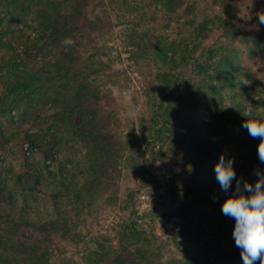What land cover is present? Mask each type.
<instances>
[{
    "label": "rangeland",
    "instance_id": "374dc122",
    "mask_svg": "<svg viewBox=\"0 0 264 264\" xmlns=\"http://www.w3.org/2000/svg\"><path fill=\"white\" fill-rule=\"evenodd\" d=\"M74 4L64 0L66 9ZM82 4L69 25L74 41L69 47L79 66L88 59L101 61V71L90 81L107 116L113 155L95 150L98 166H91L94 143L74 134L63 121L65 106L54 100L59 89L66 93L65 81L57 78L53 84L49 75L36 72L59 56L63 43L39 36L30 10L25 14L12 0H0V173L5 177L13 168L7 187L20 192V175L28 194L24 202L22 195L11 200V191H2L0 215L13 231L0 226L7 243L0 242V261L10 257L3 264H33L32 248L38 247L39 264H98L103 246L115 249L103 264H121L116 255L127 257L125 264H189L193 253L210 261L196 264H243L232 236L235 220L221 211L235 181L223 192L214 168L224 153L234 158L237 178L244 181L255 183L256 170H264L260 141L244 131L241 115L250 110L264 117V24H258L264 0ZM27 47L31 74L21 61ZM173 55L181 56L178 66L184 71H193L196 113L186 100L184 109L167 115L175 84H163L162 75L177 68L162 59ZM225 61L247 85L226 75ZM225 116L224 132L205 130L206 124L225 123ZM233 119L235 132L229 128ZM234 135L239 137L231 139ZM48 154L54 155L51 162ZM32 159L47 160L55 176L45 170L39 176Z\"/></svg>",
    "mask_w": 264,
    "mask_h": 264
},
{
    "label": "trees",
    "instance_id": "16d2710c",
    "mask_svg": "<svg viewBox=\"0 0 264 264\" xmlns=\"http://www.w3.org/2000/svg\"><path fill=\"white\" fill-rule=\"evenodd\" d=\"M13 1V7L15 9L20 8L22 12L25 14L28 10H30L31 14H33L34 21L37 23V26L39 27V36H47V39L49 41L54 43H63L62 49L59 53V56L56 57L54 61H48L45 64L41 65L39 69H36L37 73H45L49 75L48 82L55 81L57 78L65 81V85H62L63 89L65 90V94H63L62 90L59 89V91L56 93V98L54 100L57 103H61L59 106L66 108V119L63 120L66 122V124L74 129V134L77 136H80L81 138L89 140V142H93L94 144L90 147V153L91 155L96 157V164H92L91 166H98L97 159L98 154L95 153L96 151H100L101 153H106L111 156L113 155V147L111 144L107 141V135L106 132L110 131V127L107 126L105 121L107 120V116L105 113L101 112V110L98 108L101 98L98 93H94L96 91L97 87H94L92 85L93 81H90V77L93 75H97L101 70L97 67L101 64V61H95L92 59H88L84 62V67L79 66L76 64L78 58L70 52V47L68 45H65L64 41L66 38H70L71 32H70V22L74 19V17H77L78 14L83 10V4L82 2L86 0H75V4L73 5V9H66V5H64V0H12ZM127 2V1H126ZM167 6H170V0H165ZM128 6V3H125ZM132 22V20H130ZM30 47H27L25 49L27 57H23L21 59L22 64L26 67V71L30 72L33 68L30 65L29 58L31 57ZM38 49H42L40 46ZM29 51V53H28ZM29 56V57H28ZM141 58V57H140ZM139 58V59H140ZM163 63L168 66L169 68L174 67L177 68V71H175L172 74H169L166 72L163 74V81L162 83L170 85L175 84V90H174V98L172 99V94L167 102L168 104V114H174L175 110L177 108L184 109V102L186 100L189 101L188 104V110L192 113H196L198 110V107L195 105V95L193 94L195 92V86L192 84V75L193 71H190L187 73V68L184 71L182 67L178 66V63L181 61V56L176 57L173 55V57H170V60L163 58ZM225 66L227 69L226 75L230 76L232 79H241L239 75H236L235 71H232V64L229 61H225ZM17 75V71H14ZM58 75V76H56ZM250 75H243V78L248 79ZM39 78V77H38ZM54 84V82H52ZM192 85L191 87H186L185 85ZM19 85V84H18ZM28 86V85H26ZM18 91V90H17ZM188 92V93H187ZM53 100L51 97L47 99V101ZM63 101V102H62ZM62 103H64L62 105ZM161 108V106H160ZM225 116V123L221 122L219 123V120L221 118L217 119V125H209L205 127L208 132H210V135H215L217 133L224 132L228 127V120H226ZM231 121L230 129L231 131L235 132L237 130L236 120ZM200 128V130H204L203 127H196ZM247 132L246 130H244ZM239 136L234 135L233 137H230L231 139H237ZM34 144H38L40 142L39 138H35ZM38 146V145H37ZM45 159L49 160L51 162V159H54V155L52 157H49V154L45 156ZM47 160L43 161L42 163L40 161L36 162L35 159H32V163H38L37 164V173L40 176L43 170L47 171L49 175H54V170L51 169L52 165L51 163L47 162ZM64 165L59 163L58 165V171L63 173ZM9 171L6 173V176L2 173H0V196H2L3 190H10V199L11 200H18L19 195L23 196V201L27 202V191L25 189L26 183L23 180L22 176L18 175L16 182V185L20 187V184L22 185V189L20 192H14L12 191L11 187L8 186V180H7V174L12 173L13 168H9ZM206 173H208V170H206L205 174L203 175L204 179L206 180ZM213 173L208 174L209 178H212ZM3 183V184H2ZM64 183V181H63ZM65 188L68 190L69 185L63 184ZM6 192V191H5ZM27 223L31 224L27 221ZM0 226L1 228L7 229L8 232L12 233L13 228L11 225H9L8 219L4 218L0 215ZM20 226V224H19ZM18 226V227H19ZM50 226H63L60 222H51ZM16 232V230L14 231ZM10 238V237H9ZM0 242H2L4 245H7V243L4 241L3 238L0 237ZM10 240V239H9ZM8 242V240H7ZM8 247V246H7ZM37 248H32V252L35 253L34 255V261L33 264H39L37 262L36 256H37ZM125 251L128 252L127 247H124ZM7 250H9L7 248ZM98 251H101L102 253L99 255V257H95V260L98 262V264H103L106 262L107 258L115 252V249H111V252L109 249L107 250L103 246H100V249ZM192 253V249H188L186 253ZM194 255L191 256L189 264H196L197 262H210L208 260H203L197 253H193ZM116 260L119 261L121 264H125L126 259L124 255H116ZM11 261L10 257H1V264Z\"/></svg>",
    "mask_w": 264,
    "mask_h": 264
},
{
    "label": "clouds",
    "instance_id": "9594fccd",
    "mask_svg": "<svg viewBox=\"0 0 264 264\" xmlns=\"http://www.w3.org/2000/svg\"><path fill=\"white\" fill-rule=\"evenodd\" d=\"M258 24H264V10L258 13ZM65 45L71 46L74 41L66 38ZM240 84L248 83L241 79ZM246 119L242 127L248 135L260 141L257 154L264 164V117L255 115L250 110L241 111ZM215 178L221 190L228 193L235 181V191L224 201L222 214L235 220L232 236L236 247L240 249L243 264H264V170L257 169L258 179L255 183L237 178L234 169V158L221 153L214 168Z\"/></svg>",
    "mask_w": 264,
    "mask_h": 264
}]
</instances>
